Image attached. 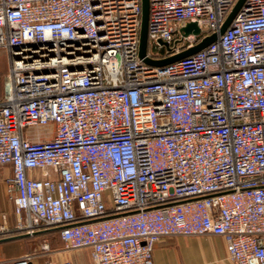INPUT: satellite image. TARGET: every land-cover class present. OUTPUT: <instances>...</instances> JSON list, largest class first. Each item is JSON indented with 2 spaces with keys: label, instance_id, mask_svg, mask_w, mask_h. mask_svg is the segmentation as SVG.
Masks as SVG:
<instances>
[{
  "label": "built area",
  "instance_id": "2783aa9c",
  "mask_svg": "<svg viewBox=\"0 0 264 264\" xmlns=\"http://www.w3.org/2000/svg\"><path fill=\"white\" fill-rule=\"evenodd\" d=\"M149 2L147 56L162 58L218 31L237 0ZM141 22L142 0H0V166L17 215L0 239L63 243L0 264H75L50 255L79 250L152 264L161 239L203 234L234 264H264V0L164 66L140 57Z\"/></svg>",
  "mask_w": 264,
  "mask_h": 264
},
{
  "label": "crops",
  "instance_id": "0c3cea01",
  "mask_svg": "<svg viewBox=\"0 0 264 264\" xmlns=\"http://www.w3.org/2000/svg\"><path fill=\"white\" fill-rule=\"evenodd\" d=\"M12 176L13 169L11 165L0 166V226H13L17 222V215L11 197L13 192L10 187V179ZM51 234L54 233L51 232L48 235ZM24 239L19 237L0 239V261L14 259L25 253L23 248ZM69 256L73 257L75 264H90L92 262L89 251H80ZM39 258L35 260V263H43ZM152 264L234 263L228 256L227 244L223 236L203 234L178 235L161 239L154 248Z\"/></svg>",
  "mask_w": 264,
  "mask_h": 264
},
{
  "label": "water",
  "instance_id": "95a60500",
  "mask_svg": "<svg viewBox=\"0 0 264 264\" xmlns=\"http://www.w3.org/2000/svg\"><path fill=\"white\" fill-rule=\"evenodd\" d=\"M246 0H237L229 14L227 15L226 19L224 20L223 24L221 25L220 29L216 32H213L210 35L203 37L198 43L194 46L186 48L180 52L168 55L162 58H151L147 56V49H148V21H149V10H150V2L149 0H142V22H141V32H140V49L139 54L140 57L144 59L145 62L155 65V66H164L174 61L180 60L187 56H190L201 49L205 48L206 46L213 43L215 40L218 39L219 35L222 34L231 24L233 19L235 18L236 14L243 6ZM182 30L184 34L187 35L189 33H194L199 35L201 33V29L196 22H189L185 25ZM19 238H26V235H19L16 236ZM13 237V238H16Z\"/></svg>",
  "mask_w": 264,
  "mask_h": 264
},
{
  "label": "rangeland",
  "instance_id": "374dc122",
  "mask_svg": "<svg viewBox=\"0 0 264 264\" xmlns=\"http://www.w3.org/2000/svg\"><path fill=\"white\" fill-rule=\"evenodd\" d=\"M8 67H9V54H8L6 49H0V95L3 92V85H4V81H5V77H6ZM37 130H38V132H40V134L45 135L47 131L51 130V126L41 127V128H38ZM44 238H48L51 245L55 248H62L63 247V243L59 239V236L57 233H54L51 235H41V236L38 235L32 239H24L23 240V243H24L23 248H24L25 252L30 251V250H35V251L38 250L39 245ZM58 240H59V243H58ZM80 251L83 252V251H87V250L73 251L72 254H77ZM67 256H69V255H67V252L61 251V252L56 253L54 255H50V258L56 260V259H61V258L67 257ZM83 256H84V254H83ZM42 257L43 256H41L40 258L38 257V258H39V260H41V262H44L45 259H44V257L43 258Z\"/></svg>",
  "mask_w": 264,
  "mask_h": 264
},
{
  "label": "trees",
  "instance_id": "16d2710c",
  "mask_svg": "<svg viewBox=\"0 0 264 264\" xmlns=\"http://www.w3.org/2000/svg\"><path fill=\"white\" fill-rule=\"evenodd\" d=\"M5 72V71H4ZM3 72V73H4ZM3 91H4V85H3ZM3 98V92H2V94L0 95V100ZM49 233H51V232H49V231H43V232H39L38 233V235H48Z\"/></svg>",
  "mask_w": 264,
  "mask_h": 264
}]
</instances>
